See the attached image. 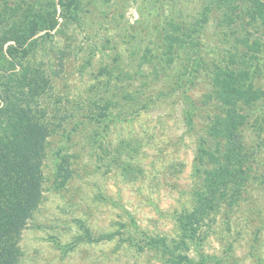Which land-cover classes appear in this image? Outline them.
I'll use <instances>...</instances> for the list:
<instances>
[{"label": "rangeland", "instance_id": "obj_1", "mask_svg": "<svg viewBox=\"0 0 264 264\" xmlns=\"http://www.w3.org/2000/svg\"><path fill=\"white\" fill-rule=\"evenodd\" d=\"M44 3L0 0V14L16 13L19 5L21 16L29 5ZM208 4L213 9L204 38L212 56L226 50L211 43L224 12L219 0H80L78 21L61 20L51 36L40 34L36 62L51 80L55 133L43 168L44 202L23 233L19 264H163L158 251L139 246L148 237L177 239V217L194 205L193 163L202 103L211 90L203 79L182 77L188 51L171 65L160 55L168 25L192 23ZM105 70L113 75L111 83ZM258 85L264 88V76ZM127 92L137 95L134 103L124 100ZM187 112L194 113L192 131ZM263 118L264 101L244 127L256 154L249 196L233 215L216 217L207 241L191 253L198 259L203 254L226 264H264V146L254 126ZM59 151L71 155L73 172L61 190L55 188ZM79 220L94 236L122 235L67 251L82 233ZM129 238L136 244L128 245Z\"/></svg>", "mask_w": 264, "mask_h": 264}, {"label": "trees", "instance_id": "obj_2", "mask_svg": "<svg viewBox=\"0 0 264 264\" xmlns=\"http://www.w3.org/2000/svg\"><path fill=\"white\" fill-rule=\"evenodd\" d=\"M219 1L224 12L211 43L226 50L212 56L206 52L207 44L211 45L204 38L213 9L209 4L192 23H170L163 39L161 62L171 65L181 52L188 51L182 77L187 75L192 83L203 79L211 90L202 103V136L193 163L194 205L177 217V239L148 237L139 246L158 251L163 264H226L221 257L201 254L198 259L191 253L207 241L219 214L227 217L236 212L256 178V154L248 147L244 127L264 101V88L258 85L264 76V0ZM18 9L19 5L16 13L4 10L0 14V264H19L23 233L44 202L43 168L48 139L55 129L48 104L51 80L36 62L38 39L43 32L51 36L61 20L78 21L80 0H45L38 8L29 5L21 16ZM103 72L111 83L112 73ZM136 96L127 92L123 98L134 103ZM191 105L196 112V105ZM255 122L259 145L264 146V118ZM187 124L191 131L195 129L193 112H187ZM70 160L69 153H57V190L66 188L73 177ZM77 222L82 233L67 251L122 235L116 231L94 236L81 220ZM130 240L128 245L136 244L137 239Z\"/></svg>", "mask_w": 264, "mask_h": 264}]
</instances>
